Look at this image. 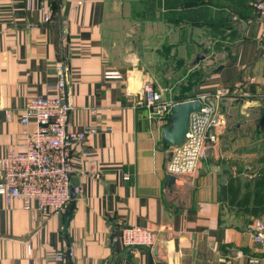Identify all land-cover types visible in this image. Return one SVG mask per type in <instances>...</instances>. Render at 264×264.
I'll list each match as a JSON object with an SVG mask.
<instances>
[{
	"label": "crops",
	"instance_id": "1",
	"mask_svg": "<svg viewBox=\"0 0 264 264\" xmlns=\"http://www.w3.org/2000/svg\"><path fill=\"white\" fill-rule=\"evenodd\" d=\"M136 1L0 0V158L8 145L24 147L18 116L26 102L58 93L59 64L68 69L70 129L98 130L75 148L71 186L83 193L65 212L43 216L0 196V264H249L263 255L250 232L253 219H264L258 0ZM132 29L140 39L127 45ZM108 70L124 78H106ZM148 76L173 94L189 80L195 98L223 91L199 178L168 183L166 125L134 102ZM132 225L153 230L154 245L130 250L113 240Z\"/></svg>",
	"mask_w": 264,
	"mask_h": 264
},
{
	"label": "built area",
	"instance_id": "2",
	"mask_svg": "<svg viewBox=\"0 0 264 264\" xmlns=\"http://www.w3.org/2000/svg\"><path fill=\"white\" fill-rule=\"evenodd\" d=\"M26 1L31 4L33 0ZM255 9L264 24V0H258ZM67 71L66 66H57L59 83L56 95L35 96L26 102L18 116L27 128L24 147L8 145L0 158V196L8 205L21 201L25 209L43 216L58 215L68 209L72 200L75 148L89 135L98 132L94 126H86L81 131L70 129L72 106L67 98ZM105 77L123 79L124 75L119 70H108ZM173 89V86L158 88L155 79L148 76L139 92L134 94L135 107L144 109L149 119L167 126L171 121V110L179 102L175 100ZM127 95L132 96L133 93L128 92ZM220 95L223 91L188 99L199 100L202 108L191 114L185 140L180 145L171 146L168 175H189L195 179L201 175L208 157L209 141L215 138L212 131L222 119ZM6 115L8 119H13L16 114L14 110H8ZM123 178L128 180L130 175L124 174ZM73 191L79 195L83 193V188L78 185ZM250 232L254 242L264 249V219H253ZM113 240L130 250L151 247L156 242L153 230L138 225L124 226ZM262 254L252 255L249 264H264V252ZM65 256L63 252L57 254L59 260H64Z\"/></svg>",
	"mask_w": 264,
	"mask_h": 264
},
{
	"label": "water",
	"instance_id": "3",
	"mask_svg": "<svg viewBox=\"0 0 264 264\" xmlns=\"http://www.w3.org/2000/svg\"><path fill=\"white\" fill-rule=\"evenodd\" d=\"M201 57H203V54H200L198 59ZM201 108L202 103L199 100H186L175 104L171 110V123L163 129V141L171 146L180 145L186 138L191 114L201 110ZM175 179L176 177L174 175H169L168 183L172 184ZM71 198H75L72 186ZM155 248L158 249L159 244Z\"/></svg>",
	"mask_w": 264,
	"mask_h": 264
},
{
	"label": "trees",
	"instance_id": "4",
	"mask_svg": "<svg viewBox=\"0 0 264 264\" xmlns=\"http://www.w3.org/2000/svg\"><path fill=\"white\" fill-rule=\"evenodd\" d=\"M216 0H184L182 4L185 5V7H197V6H203L206 4H213L215 3ZM218 1V0H217ZM214 23V22H212ZM212 26H217L215 24H212ZM193 87V85L191 84V81L189 80L188 82L184 81L181 86L180 89H178L177 87L175 88V100L182 102V101H186L188 99H191L194 97L195 94H193L192 92H189L191 90V88Z\"/></svg>",
	"mask_w": 264,
	"mask_h": 264
},
{
	"label": "rangeland",
	"instance_id": "5",
	"mask_svg": "<svg viewBox=\"0 0 264 264\" xmlns=\"http://www.w3.org/2000/svg\"><path fill=\"white\" fill-rule=\"evenodd\" d=\"M134 4V6L136 7V8H141V7H143V4L141 5V4H139V0H137L135 3H133ZM146 4H147V7L149 6V1L148 2H146ZM117 5H120V3L118 2V4ZM133 8V7H132ZM155 15L154 14H149L148 15V17H154ZM154 31V29H151V28H149L148 29V32H153ZM130 34H132V36L130 37V38H128L127 37V45L131 42V41H138V39H140V35H141V32H140V30L139 31H137V30H134V29H132L131 30V32H130ZM217 37H219V36H217ZM142 52H145L144 50L143 51H141V53ZM145 54H146V52H145ZM151 56H153V58L155 59V56H154V53L151 55ZM153 59V63H155L156 62V60H154ZM157 69V72H158V74H160L161 73V71H159V68H158V64H153V66H152V70H153V72H155V70ZM170 87V86H169Z\"/></svg>",
	"mask_w": 264,
	"mask_h": 264
}]
</instances>
